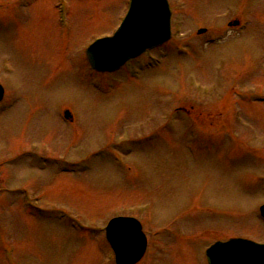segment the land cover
Here are the masks:
<instances>
[{"label": "rangeland", "instance_id": "374dc122", "mask_svg": "<svg viewBox=\"0 0 264 264\" xmlns=\"http://www.w3.org/2000/svg\"><path fill=\"white\" fill-rule=\"evenodd\" d=\"M168 1L171 41L96 75L84 51L129 0H0V264H114L116 217L139 264L264 243V0Z\"/></svg>", "mask_w": 264, "mask_h": 264}, {"label": "water", "instance_id": "95a60500", "mask_svg": "<svg viewBox=\"0 0 264 264\" xmlns=\"http://www.w3.org/2000/svg\"><path fill=\"white\" fill-rule=\"evenodd\" d=\"M169 36V12L165 0H132L119 32L112 39L95 43L88 49L87 57L95 70L111 72L145 49L162 44ZM261 213L264 216V207ZM105 231L117 264H136L141 260L146 240L137 221L113 219ZM206 258L207 264H264V245L244 240L216 243L206 251Z\"/></svg>", "mask_w": 264, "mask_h": 264}]
</instances>
